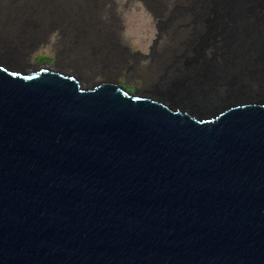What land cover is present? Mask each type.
Returning a JSON list of instances; mask_svg holds the SVG:
<instances>
[{
    "label": "water",
    "instance_id": "1",
    "mask_svg": "<svg viewBox=\"0 0 264 264\" xmlns=\"http://www.w3.org/2000/svg\"><path fill=\"white\" fill-rule=\"evenodd\" d=\"M0 264H264V107L0 69Z\"/></svg>",
    "mask_w": 264,
    "mask_h": 264
},
{
    "label": "bare ground",
    "instance_id": "2",
    "mask_svg": "<svg viewBox=\"0 0 264 264\" xmlns=\"http://www.w3.org/2000/svg\"><path fill=\"white\" fill-rule=\"evenodd\" d=\"M148 1L163 17L162 30L175 42L164 56L152 59L146 92L130 91L118 79L90 82L85 77L82 69L88 67L111 73L100 62L114 63L118 53L112 51L122 47L117 37L115 47L97 34L103 23L104 4L99 0H0V69L22 78L42 70L56 73L74 79L80 90L109 84L131 98L218 117L235 108L264 107V0ZM21 7L29 12L27 19H21ZM56 28L74 45L62 48L57 67L27 69L26 58L47 44ZM82 48L85 51L80 53ZM125 54L119 67L131 53ZM69 62L72 71L65 67ZM135 64L127 67L139 66Z\"/></svg>",
    "mask_w": 264,
    "mask_h": 264
},
{
    "label": "rangeland",
    "instance_id": "3",
    "mask_svg": "<svg viewBox=\"0 0 264 264\" xmlns=\"http://www.w3.org/2000/svg\"><path fill=\"white\" fill-rule=\"evenodd\" d=\"M103 9L101 12L102 24H100L97 34L101 35L103 39H108L112 42L111 45H116V37L119 40V44L122 47H116L113 49V53H118L114 63L108 64L106 61L100 62L104 67L106 65L111 68V73L100 70H91L83 68L85 77L92 81H104L107 78L118 79L122 85L133 92H146L147 78L151 77L152 59L157 56V59L164 56L165 53L171 50V47L175 41H171L168 38V34L162 30L163 17L155 14L153 5L145 0L150 7L146 5L143 0H99ZM168 8L172 7L169 3ZM168 9L166 10V12ZM18 13V12H17ZM20 15V14H19ZM29 12L21 7V19H27ZM13 17L11 15L9 18ZM9 23H12L10 21ZM106 24V25H104ZM98 28V27H97ZM92 34L91 32H88ZM32 36L36 34L35 28L32 30ZM65 33L59 29H53L48 37L49 42L45 45H41L36 49L30 57L26 58L28 64L27 69L33 70L32 72L43 69L57 67L61 58L63 57L62 48L68 44V47L74 45L73 39L65 38ZM85 40H82V43ZM67 46V45H66ZM85 50L82 48L80 53ZM129 51L131 54L124 57L125 65L119 67L122 56H125ZM125 52V53H124ZM69 59L72 57L70 51L68 52ZM133 54V55H132ZM137 54V55H135ZM123 59V60H124ZM98 65V62H96ZM139 63V66L132 69L127 65H133ZM135 64V65H136ZM162 65V63H161ZM137 66V65H136ZM68 71H72L74 67L70 62L65 65ZM107 72V73H106Z\"/></svg>",
    "mask_w": 264,
    "mask_h": 264
}]
</instances>
